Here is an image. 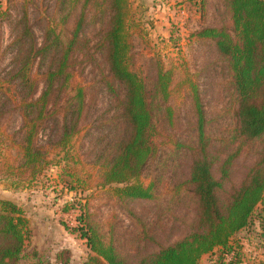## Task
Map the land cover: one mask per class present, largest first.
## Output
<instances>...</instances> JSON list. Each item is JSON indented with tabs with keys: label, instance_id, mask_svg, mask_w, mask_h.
Listing matches in <instances>:
<instances>
[{
	"label": "trees",
	"instance_id": "1",
	"mask_svg": "<svg viewBox=\"0 0 264 264\" xmlns=\"http://www.w3.org/2000/svg\"><path fill=\"white\" fill-rule=\"evenodd\" d=\"M222 3L225 20L192 35L212 43L236 104L228 141L220 142L225 145L220 147L221 162L219 153L212 152L216 139L209 133L201 92L191 76L178 77L175 82L173 71H164L154 59H148L144 69H135L134 39L141 31L130 0H59L58 20L44 29L40 44L27 15L16 22L11 46L15 53L0 78V113L11 109L21 117L22 125L21 138L14 145L17 166L5 163V171L32 177L48 164L49 149L72 161L69 150L79 133L87 96L74 71L78 55L87 58L90 51L84 36L85 10L96 8L99 18H105L94 45V52L103 56L104 67L97 83L110 97L114 111L106 124L111 125L109 137L99 139L101 148L92 161L97 187H116L113 195L125 202L163 204L167 191L173 193L174 204L193 201V228L186 236L162 246L141 227L132 241L142 245L144 254L132 260L118 252L113 237L105 242L83 215L78 217V225L71 231L93 254L83 264H198L216 249L224 262L231 255L229 263L239 264L232 263L236 253L231 241L250 224L258 208L264 258V0ZM78 6L80 12L74 17L71 13ZM39 65L42 73L37 77L34 67ZM9 87L13 88L10 97ZM176 96L186 106L185 125L179 123L181 117L173 108ZM49 122H61V126L55 139L39 146L38 132ZM257 141L258 158L229 199L222 201L223 183L242 148ZM18 180L13 185L21 184ZM28 233L22 211L14 203L0 200V264H21ZM148 244L156 251L146 253ZM63 255L65 264L69 253ZM24 264L46 263L33 260Z\"/></svg>",
	"mask_w": 264,
	"mask_h": 264
},
{
	"label": "rangeland",
	"instance_id": "2",
	"mask_svg": "<svg viewBox=\"0 0 264 264\" xmlns=\"http://www.w3.org/2000/svg\"><path fill=\"white\" fill-rule=\"evenodd\" d=\"M58 1L0 0V78L8 71L15 53L11 46L15 40L14 26L18 19L27 15L28 25L40 44L44 29L47 26L53 27L54 21L56 24L58 20ZM130 2L141 31L135 34L134 39L132 56L135 69H144L148 59H154L163 65L164 71H173L175 82L178 77L191 76L201 92L205 114L210 122L209 133L216 139L212 152L219 153L221 162L223 155L220 154V147L228 141L233 128L236 104L231 97L229 80L226 74H221V64L213 52L212 43L197 40L192 35L204 28L218 27L225 20L222 0ZM79 12L80 6L73 9L71 14L75 17ZM85 15L84 36L90 51L87 58L78 55L74 74L77 81L86 87L87 96L84 115L79 123L80 130L69 150L72 161L67 162L63 159V153L47 146V150L51 151L48 164L34 176H19V172L5 171V163L17 166L18 157L14 145L21 138L19 129L22 122L21 117L11 109L0 113V200L14 203L22 211L29 232L21 264L33 260L63 264L65 251L69 253L65 264H83L93 256L85 241L71 231L78 225L75 219L82 215L84 221L92 224L105 242L113 237L118 252L131 260L144 254L140 249L142 245L132 241V237H137L138 232H141V227L162 246L186 236L193 228V201L183 199L174 204L170 198L173 193L167 191L163 204L125 202L113 195L116 187H97V180L93 179L95 170L92 161L101 148L99 139L106 135L109 137L111 125L106 124L114 111L110 97L97 83L104 67L103 56L94 52V45L98 41L96 35L99 29L104 27L105 18H99L100 12L96 8H87ZM71 21L67 24L68 28L72 25ZM41 69L40 65L34 67L37 77H40ZM12 91L13 88L9 87V97L13 96ZM176 97L173 108L181 117L179 123L185 125L186 106L180 96ZM60 126L61 122L45 124L38 132L37 144L45 147L50 140L55 139ZM258 143L242 148L230 169L228 179L223 183L222 201L229 199L255 163L259 153ZM17 180L21 184L13 185ZM85 215L88 219H85ZM258 217L259 208L255 210L250 224L233 236L231 244L235 248L236 257L232 263H264L260 250ZM145 251L149 253L156 251V248L148 244ZM224 261L216 249L201 257L198 264H226Z\"/></svg>",
	"mask_w": 264,
	"mask_h": 264
},
{
	"label": "built area",
	"instance_id": "3",
	"mask_svg": "<svg viewBox=\"0 0 264 264\" xmlns=\"http://www.w3.org/2000/svg\"><path fill=\"white\" fill-rule=\"evenodd\" d=\"M230 257H231V255L227 257L226 263H229Z\"/></svg>",
	"mask_w": 264,
	"mask_h": 264
}]
</instances>
